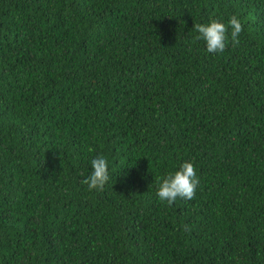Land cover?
I'll return each mask as SVG.
<instances>
[{"label": "trees", "instance_id": "trees-1", "mask_svg": "<svg viewBox=\"0 0 264 264\" xmlns=\"http://www.w3.org/2000/svg\"><path fill=\"white\" fill-rule=\"evenodd\" d=\"M0 264H264V0H0Z\"/></svg>", "mask_w": 264, "mask_h": 264}, {"label": "clouds", "instance_id": "clouds-1", "mask_svg": "<svg viewBox=\"0 0 264 264\" xmlns=\"http://www.w3.org/2000/svg\"><path fill=\"white\" fill-rule=\"evenodd\" d=\"M194 29L199 34L197 39L205 41L206 50L219 54L225 51L229 39L234 45L239 43L238 37L243 31V24L236 15H232L227 23L212 19L207 24L196 23ZM91 168V173L81 183L87 185L89 191H103L109 180L107 159L103 155H97L91 160ZM198 185L199 179L194 165L185 161L179 165L178 170L168 173L158 181L156 194L161 201L171 205L178 198L194 199ZM185 228L187 229V225Z\"/></svg>", "mask_w": 264, "mask_h": 264}]
</instances>
